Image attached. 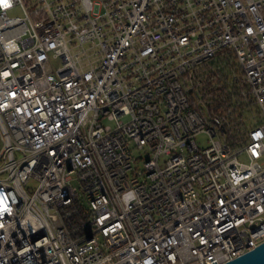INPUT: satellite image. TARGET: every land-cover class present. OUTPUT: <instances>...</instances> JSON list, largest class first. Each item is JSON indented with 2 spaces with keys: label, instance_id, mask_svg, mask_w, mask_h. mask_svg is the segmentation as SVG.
Listing matches in <instances>:
<instances>
[{
  "label": "built area",
  "instance_id": "1",
  "mask_svg": "<svg viewBox=\"0 0 264 264\" xmlns=\"http://www.w3.org/2000/svg\"><path fill=\"white\" fill-rule=\"evenodd\" d=\"M0 140V264L256 249L264 0H0Z\"/></svg>",
  "mask_w": 264,
  "mask_h": 264
},
{
  "label": "water",
  "instance_id": "2",
  "mask_svg": "<svg viewBox=\"0 0 264 264\" xmlns=\"http://www.w3.org/2000/svg\"><path fill=\"white\" fill-rule=\"evenodd\" d=\"M226 264H264V243Z\"/></svg>",
  "mask_w": 264,
  "mask_h": 264
},
{
  "label": "rangeland",
  "instance_id": "3",
  "mask_svg": "<svg viewBox=\"0 0 264 264\" xmlns=\"http://www.w3.org/2000/svg\"><path fill=\"white\" fill-rule=\"evenodd\" d=\"M14 13L15 14H17V15H20V12H18V10H16V11H14ZM128 118H125V120H127ZM1 147H2V142H1V140H0V150H1ZM143 154V156L145 155L144 153H142ZM134 155L135 156H141V153L140 152H138V151H134ZM145 158V157H144ZM139 165L140 166H142L143 165V160H140L139 161Z\"/></svg>",
  "mask_w": 264,
  "mask_h": 264
},
{
  "label": "trees",
  "instance_id": "4",
  "mask_svg": "<svg viewBox=\"0 0 264 264\" xmlns=\"http://www.w3.org/2000/svg\"><path fill=\"white\" fill-rule=\"evenodd\" d=\"M231 63H232V65H230V66H233V65H235V61L233 62V58H232V61H230ZM217 64H216V66H217V68H221L222 67V64H223V61H221V60H219L218 62H216ZM229 64V63H228ZM223 70H226V67L223 69ZM223 70H220L219 72H220V74L222 75V73H223ZM224 76V75H223ZM212 92V91H211ZM216 94L214 93L213 94V96H215Z\"/></svg>",
  "mask_w": 264,
  "mask_h": 264
},
{
  "label": "snow or ice",
  "instance_id": "5",
  "mask_svg": "<svg viewBox=\"0 0 264 264\" xmlns=\"http://www.w3.org/2000/svg\"><path fill=\"white\" fill-rule=\"evenodd\" d=\"M4 2L6 3V0H4ZM0 203H2V202H0Z\"/></svg>",
  "mask_w": 264,
  "mask_h": 264
}]
</instances>
